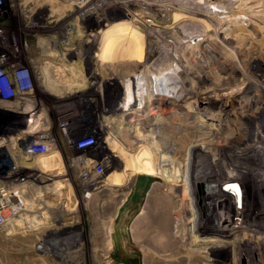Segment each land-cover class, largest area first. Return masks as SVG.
<instances>
[{"label": "bare ground", "instance_id": "1", "mask_svg": "<svg viewBox=\"0 0 264 264\" xmlns=\"http://www.w3.org/2000/svg\"><path fill=\"white\" fill-rule=\"evenodd\" d=\"M210 1L204 0V6L209 9L208 2V5L213 3V5L219 6L218 10L214 9L216 12L211 11L213 9H209L207 12L200 9L195 10L192 4L183 5L180 2L182 5L177 4L176 6L182 11L174 13L172 20L161 28L156 26L157 21L167 20L164 16L170 13L175 2L172 0H121L119 3L123 4L124 10L127 12L126 15L124 14L125 18L122 24L126 25V28L129 27L128 30L119 28L105 31L100 28L90 29L87 23L82 20L81 12L90 11L87 6L91 0H10V9L12 7V15L15 17V27L20 29L16 30L12 36H5V38L10 41L12 37L11 43L13 42L12 44L15 45L16 42L20 45L18 52L16 51L17 54L20 55L21 52L25 53L26 51L25 56L28 58L29 70L28 74L24 72V78H22L25 80L24 83H30L31 86L38 84L56 98H63L76 90L88 89L93 86L95 88L100 86V92L107 94L109 91L106 89L107 85L119 81L130 82L131 80H136L137 83L133 84L134 81L130 83L126 91H121L120 87H117L118 85L110 90L114 92L112 96L114 101H116L115 96L118 93L136 92L142 94L141 104H137L135 108H128L129 112L136 113L140 109L142 111L146 108L149 109V102L156 93H158L156 97L162 98L171 92L173 96L167 97L175 98L176 105L174 110H171L172 120L175 123L170 121L171 117L167 121L158 119L152 123L144 122L142 124L128 121L123 118L124 115L119 119L110 120L109 117L107 118L109 113L100 110L99 115L103 119L104 127H110L121 146L131 152H129L128 161L124 160L126 167L122 170L119 182H110L111 177L103 175L102 182L96 181L87 184V192H83V198L89 199L94 190L97 192V188H100L103 191L109 190V195L99 196L102 202L115 203L118 201L122 203L128 199L132 183L142 174L141 166L147 164L148 167L144 172H147L148 174L145 173L147 177L154 179L155 182L146 195L148 207L144 206L145 211L141 215V219L145 221V228L138 230L137 233L134 232L135 241L143 246L151 247L169 239L164 246L166 249L179 244H189L190 254L197 257L194 255L196 249L191 247V243L197 239L195 233L197 226L208 220H212L214 223L224 217L230 218L231 221V218H234L232 215H235L236 219L232 221L240 220L239 223L243 224L249 233L244 240L239 238L231 244H222V247L218 244L215 245L212 243L213 241H211L212 244L209 243L210 245L206 244V249L203 252L207 264H224L216 253L219 248L223 247L232 250L233 264L236 263V260L239 264H264V135L254 133V127L248 130L249 133L247 132L246 135L245 130L243 133L244 128H241L243 125L238 121L248 111L250 112L257 105L264 103V99L259 92L254 91V81L253 85L249 82L242 93L230 101L223 98L220 101L215 100L207 93V90H219L221 86L231 81L232 76L235 77L238 73L242 76L255 75L256 70H252L251 66L253 65L251 64L261 55L248 54V51L243 48H237L235 49L237 58L230 59L212 47L203 44L205 33L212 26L199 15H204L206 18L214 15V19L216 16L223 20L232 12L229 8L235 5L229 4L236 2V0ZM131 5L134 7L131 8ZM203 8L205 10V7ZM96 10L98 13L94 14V18L99 17L98 14L101 16L106 9L103 6H96ZM209 12L213 14L210 15ZM137 18H141L144 22L140 28L132 25ZM181 19L185 20L183 22L186 24V28H184L185 25H182L184 27L173 26ZM34 21L38 26L32 28L31 25L35 24ZM200 21L206 22L207 27H202ZM180 22L182 20L179 21V24ZM224 25H226L225 22L221 28L224 29ZM137 28L142 31L141 34L139 33L140 36H137L138 38L136 37ZM126 36L128 38H125ZM90 38L95 41L100 40L103 44L98 49L82 52L79 45ZM195 38H199L198 41H195ZM193 41L199 46H196ZM188 54H191V57ZM192 58L198 60L204 69H196ZM204 70L210 71V75L215 72L220 74L216 73L217 77L212 76L214 77L212 80L209 74L208 76L205 74L206 72H203ZM8 78L13 87L12 77L8 75ZM205 85L212 88L205 91L208 96L201 97V88ZM13 90V99H16V90L14 88ZM30 98V102L37 99L35 95ZM12 100L0 97V107L21 109L14 106ZM184 103H188L189 108ZM94 109L95 107H89L83 113L94 115L96 114L92 113ZM189 109L201 113L208 111L213 114L218 112L226 114L223 121L227 126L225 128L229 130L228 135H224L219 128L215 137L221 140H216L217 142L212 141L214 138L201 140L204 142L205 148H203L201 143L197 142L200 138L197 139V136L194 135V131H198L197 121L189 123L186 120L190 112ZM21 110L30 117L32 126L30 134L36 135L41 132L43 136L50 139L48 150L54 148L57 142L55 136L49 135V133L52 125H55L52 122L59 123V121L56 119L49 121L50 119L48 120L46 115L39 114L41 110L36 111V114L31 113L32 111L30 112L27 108ZM66 116L69 118L67 114ZM61 119V124L66 126L67 132L70 127L66 125L63 118ZM81 119H83L82 116ZM231 127L233 131L230 129ZM113 129H116L120 135L115 134ZM187 129H191L192 133L186 131ZM236 130L238 133H243L244 141L236 140ZM62 132L64 133V131ZM179 133L180 135H178ZM222 139L225 140L224 144L221 143ZM126 140L127 144L123 142ZM141 142L155 145L157 151L151 155L150 160L132 159L138 150L137 145ZM69 148L71 147L69 146ZM183 161H186L184 164L186 169L175 166ZM90 162L92 161L88 158V153L73 155L70 163L78 169L76 171L78 180L84 178H82L81 170L98 172L93 170L95 165ZM32 163L42 166L44 173H52L66 168L65 160L55 153L53 156L40 159L35 156ZM220 167L225 170L228 168L229 171L233 168L236 171L233 173L227 171V174ZM191 171L192 174H187ZM204 173L209 175V179L204 178ZM56 181L58 190H61L64 185H70L69 179L65 177ZM199 184L203 186L202 189H199ZM68 197L70 198L69 195ZM208 197L212 198L211 201L207 200ZM65 198L67 199V196ZM243 236L241 234L239 237Z\"/></svg>", "mask_w": 264, "mask_h": 264}, {"label": "rangeland", "instance_id": "2", "mask_svg": "<svg viewBox=\"0 0 264 264\" xmlns=\"http://www.w3.org/2000/svg\"><path fill=\"white\" fill-rule=\"evenodd\" d=\"M102 1L107 2L105 3L106 5ZM120 1L121 0H91L90 4L87 6L90 11L81 12L82 20L87 23L90 29L100 28L101 30L106 31L122 28L123 30H128L129 27L126 28V25L123 26L122 24L127 12L124 10V7L122 6L123 4L119 3ZM213 1L216 2V0H211L210 2ZM172 2H175V5H173L170 13L164 16L167 20L157 21V27L163 28L166 23L172 20L174 13L182 11V9L180 10V8H177V4L179 6L181 3L183 5L192 4L193 7H195V10L200 9L204 12H207L209 9H213L211 11L216 12L214 9L218 10L219 7L215 4L213 5V3H210V6L208 5V2L207 7L210 8L207 9L206 6H204V0H190L189 2L186 0H172ZM229 5H234L232 8H229L232 12L223 20L216 18V16L214 19V15L210 17L207 16V18L204 17V15H199L206 19L207 23L212 26L207 29L205 33L206 42L203 40V44L212 47L217 50V52L230 59L237 58V50H235L237 48H243V50L248 51V54L255 53L254 55H261V57L257 58L251 64L253 65L251 66L252 70H256L255 75L250 74L242 76L238 73L237 76H235L236 78L232 76L233 80L230 78L232 82L230 81L221 86V90H212V87H209L208 85H205L206 87L201 86L202 93L200 96L206 97L209 94L215 100L220 101L224 99L230 101L235 98V96H239L249 82L252 84L254 81V85L252 84L254 91L257 93L259 92L264 99V0H236V2L234 1V3ZM10 6V0H0V58H2L0 63L1 98H6V94H11L14 97V91L12 88H8L9 91L2 88L4 82L9 84V75L14 81L13 88L16 90L15 93L17 96L16 99L12 100L14 106L18 108L20 107L21 109L27 108L34 114H36V111L39 112L41 110L39 114L43 113L46 115L47 119H50L49 121H53L54 119L59 121V123L52 122L55 125H52L49 135L55 136L59 151L54 153L58 154L65 160L66 168L52 173H44L42 171V166L39 165L40 167H35L31 171L26 172V175H29L31 182H33L31 189L32 195L43 194V197H38L37 199L45 201L44 207L47 210L45 209L46 211L44 212V215L46 218L41 221H34L35 225L32 226H29L24 220L13 221L14 224L7 223L0 226V264H207V261L204 258L205 253L203 252L206 249V244L210 245L209 243L213 241L212 243H215V245L218 244L222 247V244H231L232 242H235L236 239L241 238L244 240L246 238L249 231L247 232V228L239 223L240 220L233 222V219H236V216L232 215L234 218H231V221L230 218L224 217L220 218L217 222L215 221L213 223L212 220H208L197 226V231L195 232L197 234V239L191 243V247L196 249L194 255H197V257L190 254L188 250L190 247L189 244H179L175 247L166 249L164 246L169 239L163 243L154 244L151 247L143 246L135 241L134 232L137 233L138 230L145 228V221L141 219V215L144 214V206L146 208L148 207L146 203V195L152 184L155 182L154 179L147 177L145 174L147 172H144L148 167L147 164L141 166L140 171L142 174H140L132 183L130 195L128 199L122 203L118 201L115 203L102 202L99 196L109 195V190L103 191L100 188H97V192L94 190V193L89 199L83 198L82 195L87 192L86 187H88L90 183H95L96 181L102 182V178H104L103 175L110 176L112 179H110V182H119L122 170L126 167L125 161H128L129 152H131L121 146L120 141L114 136L113 131L109 126V128H107V126L104 127L103 119L99 115L100 110H105L109 113L107 118L109 117L110 120L119 119L124 115L123 118H126V120L133 121V123L138 122L139 124L144 122L152 123L158 119L167 121L170 117L171 121V110H174L173 108L176 105L175 98L167 97L170 95L171 97L173 96L171 92H168L167 94L169 95L165 94L162 98L156 97L158 96V93H156L149 102V109L146 108L143 111L142 109H135L137 111L136 113H133L129 112L128 108H135L137 104L140 105L143 98L142 94L136 92L118 93L117 96H115L116 101H114L112 99L114 92L110 90L112 87L114 88L118 85L117 87H120L121 91H126L128 89L127 86L130 83H133V81V84L137 83L136 80H131L130 82L119 81L112 85H107L106 89L107 91L109 90L107 94H102L100 92V86H97L96 88L93 86L88 89L84 88L76 90L63 98H56L46 92L38 84H33L32 86L30 83L25 84V80L22 78H24V72L28 74L29 70L28 58L25 56L26 51L25 53L21 52L20 55L17 54L16 51L20 45L16 44V42L15 45H13V42L11 43L12 37L10 38V41L5 38V36H12L16 30L20 29H16L15 27V17L12 15V7L10 9ZM96 6H103L106 10L102 12L103 14H101V16L98 14L99 17L94 18V14L98 13ZM133 7L134 6L131 5V8ZM203 7H205V10H203ZM209 14L212 15L213 13L209 12ZM181 20L182 22L179 24V21ZM181 20L175 22L176 24L174 23L173 26L181 25L180 27H184L182 25H185L184 28H186L187 26L184 24L185 20ZM224 22L226 25H224L225 27L223 29L221 26ZM34 23L35 24L31 25L32 28L38 26L36 21H34ZM199 23L202 27H207L206 22L200 21ZM133 24L140 28V25H144V22L141 18H137L132 25ZM138 28L136 37L140 36L142 32ZM125 38H128V36ZM198 39L199 38H195V41H198ZM195 41H193V43H195L196 46H199ZM102 44L103 43L100 42V40L95 41L93 38H90L89 40H85L82 45H79V49L82 52H88L95 48L98 49ZM188 56L191 57V54H188ZM192 61L195 63L196 69H204V66L198 63V60L193 59ZM203 72H206V75H210L211 73L208 70H204ZM216 73L217 72L210 75L212 80L214 77H217V74H220ZM27 77L29 79L28 75ZM97 78L100 77L97 76ZM207 89H211L212 92ZM206 90L208 94L205 92ZM34 95L35 98H37L36 101L30 102V97ZM29 98L30 100H28ZM184 104L189 108L188 103ZM89 107H95L92 113L96 114L90 116L83 113L86 112ZM189 111L186 120L189 123L197 121L196 126L198 127V131H194V135L197 136V139L200 138L198 139L199 141H197L199 144L201 143L200 145L203 146L204 142L201 140L205 139L210 140V138H214L212 140L214 142L221 140L220 138L215 137L219 128L224 135H228L227 133L229 130L225 128L227 126L224 125L223 121L226 114L222 112L213 114L208 111L201 113L193 109H189ZM0 114L6 116L5 118L10 120L22 119L27 115L13 112L12 109L7 107H0ZM27 116L29 117V115ZM81 116L83 119H81ZM61 118H63L66 125L70 127V130L67 132L66 126L61 124ZM172 121L174 122V120ZM238 121L243 125L241 128H244L243 133L245 130L246 135L248 130L252 127H254V133L256 132L264 135V103L257 105V107L250 112L248 111ZM29 122L31 123V120H29ZM78 126L81 129L83 128V130L79 135L76 134L73 136L71 133L77 130ZM230 129L233 131L232 127ZM113 130L115 134L120 135L116 129ZM62 131H64V133ZM186 131L191 132V129H187ZM238 131L235 135L236 140L242 142L245 138L243 133H238ZM180 133L178 135H180ZM68 135L70 136L72 143L75 141L74 146L70 145L69 141H67ZM78 136L83 138L87 137L88 140L93 143V145H91L93 151H86V153L90 155L88 156L92 161L90 163L95 165L93 170L98 171L93 172L90 170H81L82 178L84 177V180H78L76 175L78 169L75 168L74 164L70 163L74 152L77 153L78 151H84L87 149V147H84L86 141L84 142L82 139L79 140L77 138ZM125 137L127 138V136ZM123 142L126 144L128 143L127 140ZM221 143L224 144L225 140L222 139ZM138 145V150H136V153L132 158L133 160H150L151 155L157 151L155 145L148 142H141ZM69 146L72 149L69 148ZM203 148L205 147L203 146ZM54 153H49L43 157L53 156ZM82 153H85V151ZM6 154V149L0 148V163L8 160ZM185 162L183 161L181 164L175 166L179 168L185 167L184 169H186L187 167L184 165ZM220 169L227 174L228 172L233 173L236 171L233 168L230 169L231 172L228 168L225 170L223 167H220ZM22 174L24 173L22 172ZM187 174H192V171ZM62 177L68 178L70 185H64L61 190H58L56 188V180ZM204 178L209 179V175L204 173ZM202 187L203 186L199 184V189H202ZM239 191L238 193L241 192ZM66 196L67 199L65 198ZM208 198L209 199L207 200L211 201L212 198ZM241 234L244 236L239 237ZM216 253L221 257V259H219L224 264H233V252L231 249L226 247L219 248ZM235 264H239L238 260H236Z\"/></svg>", "mask_w": 264, "mask_h": 264}, {"label": "built area", "instance_id": "3", "mask_svg": "<svg viewBox=\"0 0 264 264\" xmlns=\"http://www.w3.org/2000/svg\"><path fill=\"white\" fill-rule=\"evenodd\" d=\"M2 88L7 91H9L8 88L13 90L10 81L9 84L4 82ZM5 97L6 99H13L11 94H6ZM7 108L12 109L16 113L27 114L23 113L21 109ZM5 117L0 114V148L6 149V158H8V160L5 159L6 161L0 163V226L7 223L14 224L13 221L18 220H24L29 226H32L35 225L34 221H41L46 218L44 212L47 209L44 207L45 201L40 202V199H37L38 197H43L42 193L32 195L33 182H31L29 175H26V172L31 171L35 167H40L39 164L34 165L32 163L35 156L40 159L49 153L58 152L59 148H57L58 145L56 144L54 148L48 150L50 141L48 137L43 136L41 132L36 135L30 134L32 126L27 115L17 120H10ZM82 130L83 128L81 129L78 126L77 130L71 134L73 136L79 135ZM67 138L69 144L74 146L75 141L72 143L69 135ZM77 138L79 140L82 139L84 142L86 141L84 146L85 148L87 147L84 150L85 154L86 151H93V147H91L93 143L87 137L78 136ZM84 151L74 152V154H80ZM88 156L90 155L88 154Z\"/></svg>", "mask_w": 264, "mask_h": 264}]
</instances>
